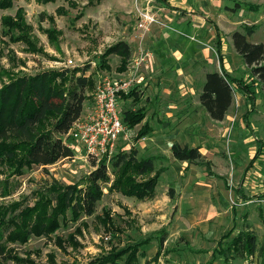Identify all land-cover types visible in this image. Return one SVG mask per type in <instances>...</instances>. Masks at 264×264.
<instances>
[{
    "label": "rangeland",
    "instance_id": "rangeland-1",
    "mask_svg": "<svg viewBox=\"0 0 264 264\" xmlns=\"http://www.w3.org/2000/svg\"><path fill=\"white\" fill-rule=\"evenodd\" d=\"M2 1L0 88L23 75L88 68V101L102 80H132L129 92L136 95L123 94L120 104L144 117L106 164L113 180L110 159L129 144L139 158H155L157 186L154 200L140 201L105 185L92 217L67 211L55 215L51 226L34 211L16 228L13 217L37 209L55 185L85 186L95 161L78 149L73 159L46 169L6 163L0 167V215L6 222L0 227L6 253L0 264H264V90L231 40L234 31L248 28L249 41L264 45V0H8L6 7ZM141 11L156 20L149 32L136 29ZM162 30L175 39L162 38ZM120 41L132 49L125 67L108 52ZM221 64L252 86L255 101L235 89L230 109L216 122L199 95L204 74L220 71ZM144 131L139 143L136 136ZM66 143L74 149L72 141ZM173 143L198 147L202 159L175 160ZM44 222L51 227L44 229ZM246 232L256 236L261 257H220Z\"/></svg>",
    "mask_w": 264,
    "mask_h": 264
},
{
    "label": "trees",
    "instance_id": "trees-1",
    "mask_svg": "<svg viewBox=\"0 0 264 264\" xmlns=\"http://www.w3.org/2000/svg\"><path fill=\"white\" fill-rule=\"evenodd\" d=\"M8 0L1 5L8 6ZM253 31L248 28L234 31L231 35L235 52L250 70L251 76L264 90V45L252 43L249 37ZM109 54L119 57L122 65L127 66L132 51L130 46L120 41L109 48ZM88 68L56 71H42L33 75H23L0 88V167L6 163L18 161V166H36L46 169L61 160L74 158L73 150L67 145L65 137L72 125L81 117L87 89L91 82L85 72ZM79 74V75H78ZM242 79L229 76L221 64L220 71L207 73L204 78L199 103L211 120L221 122L233 103L234 90L245 93L254 104L253 92ZM133 90L128 96H135ZM127 97V95H123ZM143 114L125 111L123 120L128 128L140 123ZM146 131L139 132L136 139L145 138ZM64 138V139H63ZM171 153L175 160L196 163L202 159L198 147L171 145ZM103 157L98 164L93 162L94 170L88 175L85 186L53 187L52 196H45L35 210L25 209L13 217L14 226L20 227L29 221V212L36 211L39 221L47 219L51 226L55 215H64L67 211L75 218L92 217L97 204L101 200L103 187L109 185V190L120 192L140 201H151L156 196L157 180L155 174V158H139L138 150L117 152L110 159V167L114 179H111ZM207 167V166H206ZM51 206L47 216L46 207ZM53 205V207H52ZM44 222V229L50 226ZM4 216L0 215V227L5 225ZM9 227V226H8ZM31 227L36 229L32 224ZM28 237L32 232L27 230ZM1 239V236H0ZM227 250H220L219 255L225 261H247L256 256H262L263 250L258 248L257 238L249 232L241 234L229 244ZM115 255V254H114ZM121 255V254H120ZM120 255H117L116 258ZM6 259L5 250L0 243V261ZM113 260H105L104 264ZM124 264H132L129 259Z\"/></svg>",
    "mask_w": 264,
    "mask_h": 264
},
{
    "label": "built area",
    "instance_id": "built-area-1",
    "mask_svg": "<svg viewBox=\"0 0 264 264\" xmlns=\"http://www.w3.org/2000/svg\"><path fill=\"white\" fill-rule=\"evenodd\" d=\"M139 22L136 29L140 32H149L150 27L156 22L154 16L148 12H139ZM151 54L146 53L145 57ZM145 58L139 59L135 67H139ZM132 80L112 83L105 79L96 84L91 94L92 103L83 116L71 127L65 141H72L73 151L81 149L87 159L99 162L103 157H109L115 150L119 140L127 138L130 132L123 120L124 113L120 105V98L130 91ZM145 141V138L139 139ZM129 144H125L127 148Z\"/></svg>",
    "mask_w": 264,
    "mask_h": 264
},
{
    "label": "crops",
    "instance_id": "crops-1",
    "mask_svg": "<svg viewBox=\"0 0 264 264\" xmlns=\"http://www.w3.org/2000/svg\"><path fill=\"white\" fill-rule=\"evenodd\" d=\"M175 25H177V24H174L173 26L175 27ZM178 26H180V27H182V28H187V29H193L194 30V28H192V27H187L186 25H184L183 26V24H178ZM195 31H197V30H195ZM160 34H161V37L163 38V37H168L169 39H171V40H173V39H175V36H173L172 34H171V30H170V34H168L167 35V33L166 34H164V32H163V30L162 31H160ZM166 35V36H165ZM164 46V42L163 41H161V46L160 47H163ZM132 50V49H131ZM210 72H213V71H209V72H207V73H210ZM206 73V74H207ZM206 74H204V77L202 78V85H203V82H204V78H205V75ZM202 85H201V89H202ZM91 103H92V101L91 100H88V101H86L85 100V102H84V104H83V112H82V114H81V116H83L84 115V113H86L87 111H88V109L91 107ZM121 105V109H122V112L123 113H125V110L123 111V108H122V104H120ZM216 122H218V121H216ZM139 143H142V142H140L139 141ZM124 148V147H123ZM122 148V151H125L126 149H130V145L126 148L125 147V149H123Z\"/></svg>",
    "mask_w": 264,
    "mask_h": 264
}]
</instances>
